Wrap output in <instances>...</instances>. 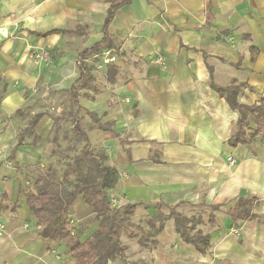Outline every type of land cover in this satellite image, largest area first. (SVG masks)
<instances>
[{
	"label": "crops",
	"instance_id": "obj_1",
	"mask_svg": "<svg viewBox=\"0 0 264 264\" xmlns=\"http://www.w3.org/2000/svg\"><path fill=\"white\" fill-rule=\"evenodd\" d=\"M110 6L0 0V264H66L61 243L40 234L25 192L44 165L50 110L72 105L80 55L103 40ZM108 33L109 47L100 51L111 49L119 60L92 71L94 90L81 92L75 112L121 174L112 201L137 206L136 236L123 237L128 262L264 264V138L230 145L239 113L216 91L240 85L238 101L248 106L264 96V0H132ZM35 51L59 56L36 60ZM95 54L84 63L93 65ZM158 56L162 64L153 62ZM37 114L39 140L25 136L18 144L19 122ZM240 199L258 202L255 217L234 223L228 210ZM84 210L90 214L78 201L74 212ZM172 211L185 223L180 230ZM155 217L164 228L143 247Z\"/></svg>",
	"mask_w": 264,
	"mask_h": 264
},
{
	"label": "trees",
	"instance_id": "obj_2",
	"mask_svg": "<svg viewBox=\"0 0 264 264\" xmlns=\"http://www.w3.org/2000/svg\"><path fill=\"white\" fill-rule=\"evenodd\" d=\"M111 6L104 25V38L92 48L84 50L80 55V76L70 89L72 111L76 117L73 120V129L66 134L64 139H73L75 142L67 148L68 153L74 151L78 144L83 145L80 155L70 158L65 156L68 162L62 170L53 166L36 168V174L32 177L31 186L25 192L27 205L34 213L37 224L41 227L40 234L47 239L58 241L65 248L73 264H112L121 261L129 264L126 258V248L123 237L133 238L136 236L135 224L132 217L135 214L136 205L129 204L124 207L115 206L111 198V191L115 189L121 179L120 172L108 164V156L103 148L94 147L90 141L87 131L82 128L80 118L75 108H80L79 99L83 90H94L92 71L95 65L85 64V56L98 53L101 49L109 47L110 35L108 33L116 11L132 0H109ZM61 30H52L45 34H36L38 37H48L58 34ZM48 52L50 58L59 56L58 52ZM240 85L235 83L231 88H217L216 91L230 104L231 108L239 113V121L236 131L230 139V145L236 147L251 143L259 134L264 138V96L258 105L248 106L240 104L238 95ZM73 113V112H72ZM18 114L22 116L23 111ZM43 114L34 116L29 128L24 130L19 137L18 144L24 141L25 136H34V143L39 140L35 137V128ZM257 125L256 130L250 128V123ZM102 129L107 126L100 125ZM83 201L88 211L94 213L97 229L87 239H82L81 228L74 226L71 216L78 201ZM256 200L240 199L235 208L229 209L228 214L234 223L253 219V207L257 205ZM170 217L177 221L178 230L185 223L178 214L172 211ZM166 219V218H165ZM168 219V218H167ZM157 218L150 219V235L140 239V244L145 247L152 237L157 236L164 228V223L157 224ZM213 222V220H212ZM154 245L156 241H152Z\"/></svg>",
	"mask_w": 264,
	"mask_h": 264
},
{
	"label": "rangeland",
	"instance_id": "obj_3",
	"mask_svg": "<svg viewBox=\"0 0 264 264\" xmlns=\"http://www.w3.org/2000/svg\"><path fill=\"white\" fill-rule=\"evenodd\" d=\"M5 82H2L0 87L3 86ZM4 93V92H2ZM72 105H69L66 101L64 104V108L61 111V113H55V111L50 110L52 112V116H50L49 121V128H48V142H46L45 145V152L42 156V163L46 166L50 165L57 169L62 170L68 162V159L65 158L67 154L70 155V158H74L77 155H80L83 149L82 144H78L74 151H71L68 153L67 148L69 146H72L75 142L73 139H64V136L66 134H70L73 129V120L76 117L74 111H72ZM73 112V113H72ZM58 114V115H55ZM19 118V117H17ZM31 119L28 121H21L19 122V137L22 134L24 130H27L29 128V123ZM39 124V123H38ZM37 124V126H38ZM28 126V127H27ZM37 127L35 128L36 131ZM18 137V138H19ZM31 140H33L31 137H29ZM36 174V173H35ZM37 175V174H36ZM33 177V175H31ZM117 206L118 203L114 202ZM86 211V210H84ZM86 215L83 214H76L73 212V215L71 216V220L74 223V226L77 228H81L82 232L80 233L81 238L85 239L87 236L91 234V232L95 229L97 226V222L95 219L94 213L90 212V214L86 211ZM143 223V222H141ZM125 244L127 247H130V243H128L127 240L124 239ZM62 246V244H61ZM65 253V252H64ZM149 253H152L151 251ZM65 255H67L65 253ZM68 256V255H67ZM128 259V258H127ZM66 264H69L68 261L70 260L69 256L64 259ZM68 260V261H67ZM130 260V258H129ZM70 262V261H69ZM129 264H141L139 262H131L129 261ZM145 264V263H143ZM149 264V263H148Z\"/></svg>",
	"mask_w": 264,
	"mask_h": 264
},
{
	"label": "built area",
	"instance_id": "obj_4",
	"mask_svg": "<svg viewBox=\"0 0 264 264\" xmlns=\"http://www.w3.org/2000/svg\"><path fill=\"white\" fill-rule=\"evenodd\" d=\"M33 57L36 60H49L50 56L48 54V52L46 51H35L33 54ZM118 55L116 54L115 51L111 50V49H104L100 52H98L97 54H95V60L96 62L93 63V65H95L96 69H101L110 65H113L115 63L118 62ZM90 60L86 59L85 62H89ZM154 63L156 64H162L163 59L161 56H158L157 58H155L153 60ZM229 161L232 164H235L237 162V160L235 158H230ZM73 222V221H72ZM6 230V225L2 222H0V235H3L4 232ZM235 234H239L238 230L234 231Z\"/></svg>",
	"mask_w": 264,
	"mask_h": 264
}]
</instances>
